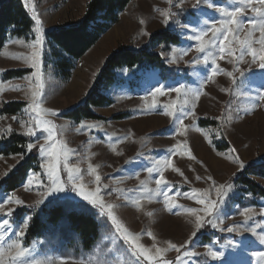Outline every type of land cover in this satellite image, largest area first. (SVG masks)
Segmentation results:
<instances>
[{"label": "rangeland", "instance_id": "rangeland-1", "mask_svg": "<svg viewBox=\"0 0 264 264\" xmlns=\"http://www.w3.org/2000/svg\"><path fill=\"white\" fill-rule=\"evenodd\" d=\"M6 0H0V3ZM32 20V28L25 37H11L2 53L0 54V107L13 102L29 103L28 82L23 77L30 76L34 69L30 68L23 60L14 59L17 56H29L32 49L26 44L34 40L35 33L32 29L35 22L32 19L30 6L25 7L24 0H19ZM91 0H31L36 5L44 28V46L42 56V72L44 76V103L43 107L56 110L59 115L48 116L58 130V138L65 141L68 147L75 149L71 157V163H78L82 170H85V183L89 189L96 187L88 183L93 177L86 175L88 163L100 165L98 169L102 176V195L106 203L117 205L115 212L117 216L134 234H143L141 243L152 248L153 241L147 236L151 231L156 237L159 247H167L165 241L176 244H183L190 237L193 225L189 223L193 217L181 210L180 215L167 211L163 198H154L149 202L146 198L141 200L139 209L133 206L124 198H117L115 188H121L128 196H139V180L146 179V169L151 167L156 160H162L170 155V149L176 148L179 141L186 140L188 148L195 159H189L187 154L173 157V166L178 167L187 177L190 183L184 181V177L172 168L165 170V178L174 186L171 193L189 192L191 189L205 190L209 188L210 182L202 179L196 181L197 175L201 177L211 176L217 185L231 184L232 188L227 192L223 202L216 212L217 220L223 221V231L219 228H212L205 225L192 238L189 250L199 255L185 260V264H256L253 252H264V245L259 243L257 237L251 232L245 231L242 234L236 231L229 233L228 227L239 226L241 229L251 228L259 223L264 225V216L255 215L251 220L245 222L241 212L246 208H252L257 213L264 208V199L256 200L244 192L242 185L236 182V178L250 164H258L264 161V106L254 111H242L248 106L247 97H256L264 94V69L257 64H251V57L246 56L245 61L236 65L243 71V75L234 73V81L223 73L213 77L212 81L205 84L203 93L197 102L196 125L209 133L212 137V144L208 143L202 132L189 128L187 135L181 137L176 135V123L173 117L164 115V105L176 101L177 94L168 92L173 87L185 85L189 89H200L212 72L213 65L195 63L197 56L202 59L203 54L195 52L196 42L189 40L193 35L191 29L210 26L215 20L224 19L215 8H227L232 10L236 5L232 0H201V4L193 7L196 0H173V4L180 6L172 7L174 15L169 23H163V17L155 11L156 8L166 10L169 4L165 0H132L127 7L119 12L118 21L108 30L101 34L98 42L85 53L84 56L73 62V68L69 76L64 78L56 69L52 61L60 59L52 54L53 47L50 45L47 32L57 30L61 27H71L80 24L86 14L87 6ZM211 2L215 8H209ZM253 16L249 10L242 17L245 23ZM144 20V24L140 20ZM209 21L208 25L203 22ZM147 33L144 35L143 33ZM170 32L180 38L178 45H167L165 43H151V37L157 33ZM241 39L244 33L240 34ZM259 32L254 38L258 39ZM24 40L25 44L15 43ZM259 48V45H256ZM121 48L133 50L148 49L151 53L158 54L166 64V75H162L158 68H118L115 70L117 81L105 91L112 103L107 106L94 107L92 111L100 119H83L75 121L65 115L77 106L84 103L86 96L94 87L97 78L102 71L107 59ZM173 48H191L186 56L171 63V52ZM55 59V60H54ZM231 57L218 60L220 68L225 71H233V64L228 61ZM28 69L30 72L21 78L5 80L4 75L8 71ZM169 75V76H168ZM17 86H19L17 88ZM163 87L166 94L155 97L157 107L148 109L147 104L152 102L151 93L156 88ZM17 89V90H14ZM221 89H229V92ZM148 99L145 100L144 98ZM23 107V109L26 107ZM23 109L16 115H2L0 129H7L12 126V133L0 134V147H4L14 137H23L27 143L33 142L37 146L31 152L26 150L23 159L20 154H0V201L7 195L16 193L22 199L24 205H8L14 209L8 217L10 228L7 229L8 242L20 240L22 245L29 249L28 260L43 261L44 264H135V257L132 256L124 241L116 234L110 220L102 215L97 207L83 200L69 186L63 192H55L44 199L42 204L36 202L41 199L39 193L42 189L32 186L30 191L24 190L29 174L32 172L41 173L40 165L44 162L38 148L44 143V136L37 133L36 137L23 135L24 129L18 121L11 118L17 116L25 121L29 119L28 114H23ZM122 116V118H117ZM231 117L230 122L228 117ZM81 123L99 124V128L91 131L78 132ZM193 123L191 117L184 120L185 125ZM224 125L221 128V125ZM219 131L220 135L216 133ZM128 137L123 143L120 140ZM89 141H92L89 144ZM26 143V144H27ZM114 143L116 151L122 153L117 155L109 144ZM26 146V145H25ZM235 148L236 153L232 154L231 149ZM177 151H179L177 149ZM35 153L38 162L33 163L22 182L12 190H6L3 182L13 173L26 159ZM139 153V155H138ZM217 153H220L218 155ZM231 155H238L244 167L241 169L238 163H233ZM194 169V171H193ZM7 173V175H5ZM156 175L151 177L148 187L155 189L154 180ZM252 180L264 187V178L250 176ZM47 183L46 177H43ZM129 190H135L130 192ZM213 198L215 193L213 192ZM253 201H255L253 203ZM176 203L184 208H200L201 205L182 196L176 198ZM55 204H63L67 209H74L94 215L100 225V239L90 249H84L79 245L77 239L65 235V227L50 231L46 237L36 239L26 244V234L34 215L40 214L46 207ZM173 211H176L174 209ZM152 212V216L147 213ZM30 217V219H28ZM4 219L0 214V222ZM22 221H27L28 227L24 228ZM23 231L22 236L16 233ZM258 232L264 229H257ZM64 238V239H63ZM234 245H229L228 241ZM63 242L67 243L65 247ZM224 253L220 260H213L206 255L207 248ZM155 249H152L154 252ZM177 253L169 251L164 254L167 260L175 261ZM141 264H148L141 258Z\"/></svg>", "mask_w": 264, "mask_h": 264}, {"label": "snow or ice", "instance_id": "snow-or-ice-1", "mask_svg": "<svg viewBox=\"0 0 264 264\" xmlns=\"http://www.w3.org/2000/svg\"><path fill=\"white\" fill-rule=\"evenodd\" d=\"M165 2L169 4L168 9L162 10L156 8L155 11L163 17V23L167 25L170 18L174 15L171 11L172 7L180 5L173 4V0H165ZM232 2L236 5L232 10L227 8H215V5L209 2L207 6L209 8H215V10L220 12L225 18L213 21L208 27L191 29L193 35L188 37L189 40L196 42L194 49L195 52L197 54H203L202 59L199 55L197 56L195 63L213 65L211 74L206 77V80L201 84L200 89H189L186 88L185 85L168 89V92H175L177 94V99L170 104L164 105L165 111L163 114L173 117L177 125L176 135L185 137L189 128H191L195 131L202 132L210 145L212 144V137L208 132L199 128L195 123L197 119V102L199 101L201 95L204 94L203 88L205 84L212 81L213 77L221 73L228 76L233 81L235 79L234 73L238 72L240 75H243V71L236 65L246 62V56L251 57V64H257L260 69H264V0H232ZM24 3L25 7L30 6L32 19L35 22V26L32 29L35 33V37L34 40L26 44V47L32 49L31 55L26 57L17 56L13 58L23 60L30 68L34 69L30 76L23 77V79L28 82L29 91L31 93L30 97H28L29 103L23 109V114H28L29 119L25 121L17 116H13L11 119L19 122L20 127L24 129L22 133L23 135L30 138L36 137L37 141L39 140L37 135L38 132L44 136V143L40 144L38 148V151L44 160V162L40 165L43 171L41 173H30L27 183L24 185V190L30 191L33 185L42 189L39 193L41 199L36 202L37 204H42L47 196H50L55 192H63L70 186L72 191L76 192L77 195L89 204L97 207L101 214L105 215L108 220H110L116 234L127 245L132 256L136 258L135 264H141V258L143 261H147L148 264H185V260L187 258L199 255V253L189 250L192 238L196 237L200 229H202L206 224L210 225L212 228H219L221 231L225 230L222 227L223 221L217 220L216 212L227 195V192L231 190L232 185H217L213 177H201L197 175L195 177L196 181L204 179L210 182L208 189L199 190L193 188L189 192L177 191L175 192V195H172L171 193L174 190V186L165 178L164 172L166 169L172 168L173 171L178 172L184 177L185 182L190 183L187 177L184 176L183 172L178 167L173 166V157L187 154L189 159H195L188 148L187 141H179L176 148L169 150V156L163 158L162 160L154 161L153 165L146 169L148 173V177L146 179H140L139 174H136V179L139 180L137 187L141 193L139 196H128L121 188L113 189V191L118 194V199L124 198L137 209H139L141 200L144 198H146L149 202H152L154 198L162 197L163 203L167 211L170 213L180 215L182 210L184 213L194 218L189 221V223L193 225V230L189 239L183 244L178 245L171 241H165L164 243H166L167 247H159L157 237L151 231H148L146 234L153 241V244L151 249L145 247L140 242L143 234H134L117 216L115 212L117 205L105 202L104 196L102 195V188H107L108 185L102 184V176L98 171L100 165H93L91 162L88 163L86 175L93 177V180L88 183L96 185L94 190L89 189L85 183V170H82L78 163L70 162L72 155L75 153V149L68 147L65 141L58 138L56 124L52 120L45 118L48 116L56 117L59 113L54 109L43 107L44 76L42 72V56L43 46L45 43L44 28L39 13L36 10V5L31 3V0H24ZM200 4L201 0H196L193 7H197ZM249 10L253 13V16L247 21V23H245L242 17ZM140 23L144 24V20L141 19ZM203 23L208 25L209 21L205 20ZM256 32L260 33L258 39L254 38ZM241 33H244L243 39H241ZM143 34L147 35L146 32ZM15 43L25 44V41L19 40L15 41ZM257 44L259 45V48L256 47ZM189 51H192V49L173 48L170 62L176 63L178 59H182L186 56ZM226 57L232 58L228 62L233 64V71H225L220 68L217 63L218 60H223ZM18 87L19 86H17V88ZM221 90L225 92L230 91L229 89ZM0 91H3V89L0 88ZM165 94L166 90L163 87L156 88L155 91L151 93L153 99L150 104H147V108L154 109L157 107L155 97L163 96ZM144 99L147 100L148 98L145 97ZM247 99L249 104L247 107L242 109V111H254L258 107L264 106V94L256 97H247ZM189 117H191L193 123L191 125H185L184 120ZM4 118L5 117L0 115V119ZM230 120L231 117L229 116L228 121L230 122ZM223 126L224 125L222 124L221 128ZM99 127V124L81 123L77 131H91L93 128ZM12 131V126L9 124L6 130L0 129V134H10ZM216 135H220L219 131H217ZM126 139H128V137L120 140V143H123ZM91 143L92 141H89V144ZM36 146V143L29 142L25 147L27 151L31 152ZM109 147L113 152H116L117 155L122 154L116 151L114 143H110ZM177 149L179 151H177ZM231 153L235 154L236 149L232 148ZM217 154L220 155V153ZM20 158L23 159V154H20ZM225 158H231L233 163H238L239 167L243 169L244 165L239 160L238 155H231L230 157ZM0 159H3V157L0 156ZM5 175H7V173H5ZM153 175L158 177L154 180L156 185L155 189L148 187ZM43 177H46L47 183H45ZM129 191L134 192L135 190ZM213 192L215 193V198H213ZM180 196L192 200L202 207L184 208L182 205L176 203V198ZM24 203L25 202L20 199L16 193L7 195L3 201H0V214H3L4 217L2 222H0V264H44L43 261L28 260L27 256L29 249L25 248L20 240H11L8 242L7 229L11 227L8 217L12 215L14 209L7 206H21L24 205ZM174 209H176V211H173ZM147 215L152 216L153 213L148 212ZM241 215L245 218V222L247 223V221L251 220L255 215L264 216V208H261L259 213L252 208H246L243 212H241ZM28 219H30V217ZM22 223L24 228L28 227L27 221H22ZM257 229H264V225L257 223L251 228L245 227L243 229L239 226H234L228 227L226 230L229 233L236 231L241 234L245 231L251 232L253 236L257 237L259 243L264 245V231L258 232ZM23 234L22 230L16 233L17 236H22ZM228 244L234 245V242L230 240L228 241ZM152 249H155V251L152 252ZM169 251H175L177 253L175 261L164 258V254ZM206 255L210 256L213 260H220L223 258L224 253L214 251L211 247H208ZM252 256L256 258V264H264V252L256 251L252 253Z\"/></svg>", "mask_w": 264, "mask_h": 264}, {"label": "trees", "instance_id": "trees-1", "mask_svg": "<svg viewBox=\"0 0 264 264\" xmlns=\"http://www.w3.org/2000/svg\"><path fill=\"white\" fill-rule=\"evenodd\" d=\"M131 1L91 0L80 24L47 32L49 43L53 47V56L60 57V59L52 62L64 78L69 76L73 62L84 56L98 42L101 34L118 21L119 12L123 11ZM31 28L32 20L19 0H6L0 3V54L11 37H25L30 33ZM159 42L167 45H178L180 38L170 32L157 33L151 37V43ZM122 67L129 69L136 67L158 68L162 75H166L167 72V66L158 54L151 53L148 49L121 48L107 59L84 103L65 116L75 121L100 119L92 111V108L107 106L112 103V100L104 93L116 83L115 70ZM29 72L28 69L8 71L4 75V79L21 78ZM25 105L24 102L4 105L0 107V115H16ZM117 118H122V116ZM26 143L27 139L14 137L4 147H0V154H25ZM36 162H38V157L32 153L3 182L5 189L8 191L15 189L22 182L33 163ZM252 175L264 178V161L258 164H250L236 178V182L243 186L244 192L250 194L255 201L264 199V187L252 180L250 178ZM62 226L66 228L65 235L77 239L79 245H82L84 249L93 247L101 236L100 225L94 215L67 209L63 204H55L44 208L40 214L32 217L26 234V244L44 238L50 234V231L58 230ZM66 244L63 242L62 247H65Z\"/></svg>", "mask_w": 264, "mask_h": 264}]
</instances>
